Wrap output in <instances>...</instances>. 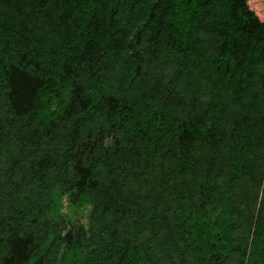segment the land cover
<instances>
[{
	"label": "trees",
	"instance_id": "16d2710c",
	"mask_svg": "<svg viewBox=\"0 0 264 264\" xmlns=\"http://www.w3.org/2000/svg\"><path fill=\"white\" fill-rule=\"evenodd\" d=\"M0 264H264L247 0H0Z\"/></svg>",
	"mask_w": 264,
	"mask_h": 264
},
{
	"label": "rangeland",
	"instance_id": "374dc122",
	"mask_svg": "<svg viewBox=\"0 0 264 264\" xmlns=\"http://www.w3.org/2000/svg\"><path fill=\"white\" fill-rule=\"evenodd\" d=\"M247 5L259 20L264 21V0H247Z\"/></svg>",
	"mask_w": 264,
	"mask_h": 264
}]
</instances>
